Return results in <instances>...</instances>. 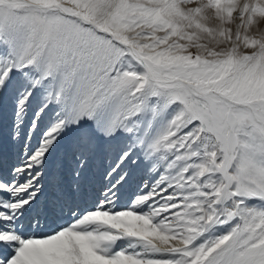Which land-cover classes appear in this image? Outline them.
Segmentation results:
<instances>
[{"label":"snow or ice","instance_id":"1","mask_svg":"<svg viewBox=\"0 0 264 264\" xmlns=\"http://www.w3.org/2000/svg\"><path fill=\"white\" fill-rule=\"evenodd\" d=\"M0 264H264V0H0Z\"/></svg>","mask_w":264,"mask_h":264}]
</instances>
